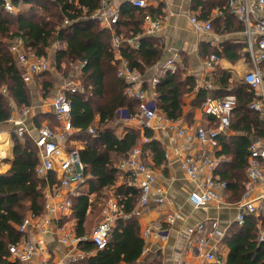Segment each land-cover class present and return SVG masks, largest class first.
I'll list each match as a JSON object with an SVG mask.
<instances>
[{
  "label": "trees",
  "instance_id": "1",
  "mask_svg": "<svg viewBox=\"0 0 264 264\" xmlns=\"http://www.w3.org/2000/svg\"><path fill=\"white\" fill-rule=\"evenodd\" d=\"M99 3L100 0H23L18 5L21 7L17 13L11 14L4 10L3 0H0V124L8 120L13 105L16 108L28 107L32 101L29 87L23 81L21 70L8 49L9 43L3 39L21 38L28 53L36 56H47V49L58 43L62 46L53 55L55 68L60 69L62 64L77 61L82 65L79 82L82 90L66 92L71 101V125L74 128L70 137L85 142V146L78 149V155L84 174L90 175L86 180L89 186L87 194L71 197L73 209L67 218L77 220V236H83L84 233L89 194L95 193L98 197L104 188L115 183L117 172L114 162L128 154L140 138L139 130L135 129H128L123 137L118 138L109 124L119 117L118 110L121 108H125L129 116L136 114L139 101L125 93L126 82L116 75L109 48L110 32L100 28L89 17ZM143 12V9L133 6L122 8L115 32L122 36L141 32ZM223 13L224 19L216 27L217 30H243L242 23L226 7ZM65 19L69 23L63 25ZM245 46L244 39L225 41L221 53H212L236 62L242 57L248 59V53L241 51ZM161 48L156 37L142 36L137 49L125 46L121 53L129 67L143 75L148 67L160 59ZM227 78L228 75L221 71V83L226 87L217 91L201 88L194 104H201L208 96L232 94L236 98L229 127L235 134L219 138L220 153L231 159L217 169L219 177L226 181L231 192L228 199L236 201L245 193V169L251 138H264V120L248 108V103L254 98L251 88L241 82L228 91ZM34 82L41 88L43 96H47L54 85L53 78L47 72L36 75ZM194 85V77L184 75L181 69L177 68L174 73L164 71L156 85V107L171 120L181 117L183 97ZM3 88L5 92H2ZM43 120H48L50 127L57 123L54 114L46 113L35 116V125L39 127ZM90 127H94V135L88 132ZM143 135L149 138L145 146L150 148L154 164H161L163 148L160 142L151 140L152 132L148 128L143 129ZM3 138L8 142L7 137L0 136V139ZM12 140V165L8 171L0 173V264H21L9 259L8 246L21 239L22 234L18 232L17 226L27 213L41 215L45 203L43 189L46 182L36 173L38 155L34 143L14 133ZM50 182H56L54 176H51ZM115 194L122 213L127 217L121 216L115 221L104 248L98 249L90 241H80L77 244L79 249L93 253L69 264H137L144 242L139 235L137 218L130 214L140 191L123 183L116 188ZM256 223L254 216L247 215L243 224L234 222L229 226L222 239L229 249L225 264H264V241L257 240L259 229Z\"/></svg>",
  "mask_w": 264,
  "mask_h": 264
},
{
  "label": "built area",
  "instance_id": "2",
  "mask_svg": "<svg viewBox=\"0 0 264 264\" xmlns=\"http://www.w3.org/2000/svg\"><path fill=\"white\" fill-rule=\"evenodd\" d=\"M23 0H3V8L7 13H14L17 6ZM161 2L162 0H131V5L139 9L147 8L149 2ZM226 8L243 24V35L245 37V48L248 53L250 69L244 74L243 81L251 88L254 98L248 103V108L258 113L264 120V0H226ZM98 23V26L110 32L109 48L112 53V63L115 66L116 75L126 82L125 93L139 101L138 112L132 116L127 114L126 109H119V116L129 120H134L141 128L150 130L166 127L174 128L178 138H184V145L176 148L177 156L183 155L180 160L181 168L189 180L194 183L191 191L187 194V201L193 207H203L212 203L227 205L225 194L228 190L227 183L221 179L217 173L218 166L226 161L225 156L214 153V148L219 145V136L230 127L231 116L236 107V98L232 94L223 97H206L200 110L204 116L210 117L216 122L214 127H199L194 132L177 124L178 120H171L156 107V85L159 76L152 77L149 85L144 87L141 84L139 73L131 69L128 61L123 57L121 50L125 46L137 49L142 36H153L157 33L164 17L154 16L145 11L142 15L141 32L122 36L115 32V25L119 19V11L111 6L109 0H100L98 8L89 16ZM68 20L63 21V25L68 24ZM190 23L198 32H211L213 30L210 20H202L196 16L190 17ZM14 42L8 44V49L16 60L23 81L31 84L34 77L49 68L46 56H28L24 51V43L21 38H16ZM58 43L52 47L58 48ZM218 60L216 53L209 54L203 62L206 72H211L215 68ZM179 59L176 55L169 57L163 65L165 71L174 73L177 70ZM82 66V65H81ZM75 84L67 83L64 90L56 93L52 107L57 121L56 125L40 126L34 137L33 143L37 150L38 164L37 175L46 184L43 189L45 203L42 214L36 216L31 226L36 233V238H21L16 243L8 246L9 259L20 263L29 262L34 256L40 257V264H54L47 255L45 236L50 233L53 226V234L57 240L64 245H76L80 241H90L98 249L106 246L109 233L115 221L121 217H127L122 213V207L116 196L108 197L102 207L101 218L94 226L89 236H77L72 228L61 222L64 216L72 213L71 197L78 188L85 184L90 175L84 174V167L78 155V149L68 145V137L74 130L71 125V101L66 92L82 90ZM5 92V89H2ZM150 95V98L147 97ZM27 111L23 110L22 114ZM14 124V134L22 137L26 129L23 121L10 115L8 118ZM88 132L95 134L94 128L90 127ZM149 138L144 137L143 143H147ZM198 144V149L194 150L191 143ZM249 154L245 169L246 188L243 198L248 196L257 181L264 180V138L255 137L249 145ZM144 150L141 146H134L128 154L121 157L116 165L117 174L123 175L125 183L140 191L139 199L135 209L130 215L140 217L151 201L164 206L162 197L152 196L155 183L154 171L143 162ZM164 154H166L164 152ZM54 176V183L50 182ZM238 204V211L235 221L241 225L245 216L256 214L255 200H241ZM179 215L171 212L167 215L166 221L172 223ZM29 222L24 219L17 226L21 234L26 231ZM152 224L143 229L142 236L148 239L150 236H160ZM194 235H197L195 238ZM223 238L224 231L219 228L216 219L208 224L200 222L193 228L188 229L186 246L190 250L196 248L207 260H215L213 249L205 250L207 238ZM258 241H264V227L257 235ZM205 250V251H204ZM88 253L78 249L72 261L82 259Z\"/></svg>",
  "mask_w": 264,
  "mask_h": 264
},
{
  "label": "crops",
  "instance_id": "3",
  "mask_svg": "<svg viewBox=\"0 0 264 264\" xmlns=\"http://www.w3.org/2000/svg\"><path fill=\"white\" fill-rule=\"evenodd\" d=\"M109 2L111 6L119 11V15L122 8L132 6L130 3L131 0H109ZM202 7H204V9ZM224 7H226V0H162L161 2H149L147 8L143 9V11H148L154 14V16H163L164 19L160 30L153 35L162 47V55L153 66L145 70L143 75L139 74L141 84L146 87L149 85V81L152 77H160L165 71L163 65L166 60L176 55L179 59L176 65L177 68L181 69L184 75L193 76L195 81L193 89L183 97V115L175 119L178 120L177 124L179 126L191 132H194L199 127L207 128L216 126V122L212 118H207L202 114L200 110L201 104H194L197 99L198 91L201 88L217 91L226 87L221 83V71L228 75L227 90L229 91L236 83H244V74L250 69L251 64L247 58L242 57L236 62H231L221 56V54L218 55L215 68L211 72H206L204 68L203 62L208 58L210 53H221L223 42H235L239 39H244L245 41L242 31L224 32L216 29V27L221 24L220 21L224 19ZM191 16H196L202 20H210L213 30L206 33L198 32L190 23ZM236 20L239 21L238 19ZM220 29L222 30V28ZM61 46L62 45H58V47ZM49 48H53L52 45ZM49 48L47 49L48 55L50 54ZM56 49L53 50V53ZM241 51L247 52L246 48H242ZM53 55L54 54H51L49 56L53 59ZM76 69V73L69 79L60 80V76H56L59 81L54 83L51 92L47 96H43L39 93L38 88L30 89V92H32V104L30 106L16 109L13 105L14 111H12L11 115L23 121L26 129L22 137H27L33 142L37 129L40 126L48 124V120H43L39 127L36 126L35 116L46 113H50L51 115L54 114L52 103L56 93L64 90V86L67 83L78 84L80 82L82 70L79 66ZM63 81H65V83ZM34 84L35 82L33 81L31 84L26 85L31 88ZM147 97L150 98V95L147 94ZM23 110H26L27 113L22 114ZM135 112H138V107ZM96 120H98L97 117ZM109 124L118 138L123 137L128 129L139 130L140 138L136 145L144 148V154L142 156L143 162L154 171L156 177L152 196L162 197L165 204L161 207L159 203L151 201L140 217L134 216L137 218L139 224V235L144 242L143 250L137 260V264H225L229 249L222 243V239L225 237L229 226L234 222L237 223L235 221L238 211L237 203L241 200H255L256 214L252 216L257 219L256 226L259 231L264 227V180L257 181L248 196L243 198L242 195L241 198L236 201L228 199L231 192L227 190L225 200L228 204L225 206L212 203L203 207H193L187 201V194L192 190L194 183L187 178L181 168L180 160L183 155H180L179 158L176 154V148L184 145L185 141L184 138H178L176 136L174 128L168 126L164 130H151V140L155 139L159 141L163 148V161L161 164L155 165L150 148L146 147L145 143H143V138L146 137L143 135L144 128H141L136 121L121 116L115 118ZM14 127V124L9 120L0 124V136L8 138V142H6L7 146H4V148L3 145L5 141H1L6 139H0V155H5V157L0 159V173L8 171L13 162L12 133H14ZM73 132L74 130L72 133ZM233 134L235 133L228 129L222 132L219 138L222 135ZM252 139H254V137L251 138V141ZM68 145L75 149H81L85 146V142L74 140L69 135ZM191 146L194 150L198 149L196 141L191 143ZM214 150L215 154L222 155L220 153V144L214 148ZM164 152L166 154H164ZM223 155L227 162L231 159L230 156ZM116 163L117 161L114 162V166ZM224 163H221L218 169ZM116 177L115 183L112 186L104 188L98 197L95 193L89 194L90 204L87 208L83 223V236H89L94 226L101 218L104 201L110 197L109 195L116 196V188L123 184L125 177L120 174H117ZM246 186L245 182V188ZM88 187L86 181L85 184L77 189L78 191L74 193V196L87 194ZM171 212L177 213L179 216L170 224L166 221V218ZM67 216H64L61 220L66 218L64 219V223L70 226L76 234L77 220L72 217L67 218ZM35 217L36 216H33L31 212L27 213L25 219H28L29 225L26 231L22 233L21 238L34 240L37 237L31 226V222L34 221ZM214 219L218 221L219 228L224 231V237L221 239L216 237L207 238L204 249H213L215 260L212 261L205 259L196 248L188 250L186 246V237L188 229L193 228L200 222L208 224ZM150 224H152L157 231L161 232V235L157 237L150 236L146 240L143 238L142 232L143 229ZM52 232L53 226L51 227L50 233H47L45 236L47 255L50 261L54 264L71 263L72 256H74L79 249L78 246L60 243ZM194 237L196 238L197 235H194ZM92 253L91 251L88 255H92ZM39 259V256H34L29 262L21 264H40Z\"/></svg>",
  "mask_w": 264,
  "mask_h": 264
},
{
  "label": "rangeland",
  "instance_id": "4",
  "mask_svg": "<svg viewBox=\"0 0 264 264\" xmlns=\"http://www.w3.org/2000/svg\"><path fill=\"white\" fill-rule=\"evenodd\" d=\"M20 5V4H19ZM19 7H21V6H17V8H16V10H15V12L14 13H11V14H16L17 13V11H18V8ZM18 38V37H17ZM15 40H17L16 39V37H12V38H5V39H3V41L6 43H12V42H14ZM50 49V51H49V55H51V54H54L53 53V50H54V48H49ZM24 51L26 52V54L28 55V56H30V55H33V54H30V53H28V50L24 47ZM47 56H46V58L48 59V62H49V68H48V70H46L45 72H47V74H49L52 78H53V81H54V83L56 82V81H59V79H57L56 78V76H60L59 78H61L60 80H66L67 78L69 79V78H71V76L73 75V74H75L76 73V68L79 66L80 67V69H81V63H79L78 61L77 62H74V63H71V64H62V66H61V68L60 69H57V68H55V62H54V58L52 59L49 55H48V52H47V54H46ZM58 73V74H57ZM35 78V77H34ZM64 83H65V81H63ZM38 84H34V86H32L31 88H29V92L31 91L30 89H32V88H35V89H37L38 88V90H39V93H41L42 95H43V93H42V90H41V88L39 89V87L37 86ZM74 86H79L80 87V89L82 88V86L78 83V84H75ZM30 94H31V97H32V92H30ZM31 104H32V101H31ZM16 108V107H15ZM17 109V108H16ZM12 111H14V107H13V110ZM12 113V112H11ZM48 125V124H47ZM109 196H111V195H109Z\"/></svg>",
  "mask_w": 264,
  "mask_h": 264
},
{
  "label": "bare ground",
  "instance_id": "5",
  "mask_svg": "<svg viewBox=\"0 0 264 264\" xmlns=\"http://www.w3.org/2000/svg\"><path fill=\"white\" fill-rule=\"evenodd\" d=\"M3 141H4V140H3ZM3 141H1V142H3ZM5 142H7V141H5ZM3 157H5V155H4V156H0V159L3 158Z\"/></svg>",
  "mask_w": 264,
  "mask_h": 264
}]
</instances>
